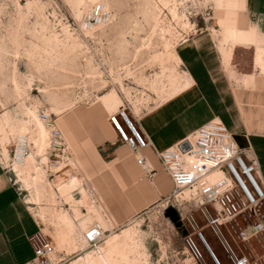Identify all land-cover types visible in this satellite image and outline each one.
Masks as SVG:
<instances>
[{
    "label": "rangeland",
    "instance_id": "obj_1",
    "mask_svg": "<svg viewBox=\"0 0 264 264\" xmlns=\"http://www.w3.org/2000/svg\"><path fill=\"white\" fill-rule=\"evenodd\" d=\"M69 1L71 0H0V152L5 157L12 183L39 223L36 234L40 235L42 242L50 241L55 245L57 254L64 257L63 264H75L77 260L87 258L95 252L97 247L86 243L87 248L79 249L76 253L61 250L55 238L57 225H70L75 229L76 225L79 228L77 233H82L92 223L99 219L103 221L104 217L82 203V188L78 189L76 180L79 178L87 186L90 184L66 151H50L49 163L47 152L45 155H37V161L35 159L29 172H25L13 166L15 141L21 130L27 129L31 144L35 147V140L39 138L35 117L40 120L51 115L53 121L58 122L66 113L73 111L77 104L94 100L96 95L101 94L97 103L108 113L115 112L122 104L117 85L105 83L99 79V75L89 77L93 75L88 70L89 66L82 68L81 55L76 57L77 45L66 39L63 32L67 26L74 25L82 9L93 5H77ZM99 1L106 2L116 15L114 22L100 31V35L105 38L112 57L119 60L123 67L126 66L122 75L125 74L130 80L124 82L126 85L123 84V87L129 90L124 89L126 95L122 92L131 102L135 115L140 114L142 106H147L149 102L155 105L162 103L163 97L167 96L155 91L152 86L156 80H163L168 85L172 64H167L168 69L163 74L161 65L154 60V56L164 50L165 43L177 39L183 42L201 30H209L216 40L209 29L214 25L213 19L220 14L230 13L219 7L222 0H176L183 24H189L184 27L182 23L172 20L170 6L165 7V1ZM31 3L34 6L29 8ZM245 3L246 0L243 9L237 13L238 27L242 30L255 29L244 16ZM160 8L163 23L154 33L156 14L160 13ZM44 34L48 37L55 35L57 41H40ZM262 41L260 44L264 46V40ZM148 43H151L150 47L147 46ZM240 47L252 48L255 55L254 47ZM102 53L105 55L101 48L91 51L97 60ZM235 56H240V48L235 50ZM92 62L96 61L92 58ZM178 70L182 77H178L177 87L174 89L177 88L179 92L190 76L182 66ZM15 80L24 88L23 98H19L16 93ZM109 92H115L116 97V104L111 107L99 100ZM57 108L63 110L61 115L54 114ZM59 166H63L60 171L56 170ZM88 193L91 195L89 188ZM37 198L41 199L40 205L33 204ZM164 198L136 214L127 223L111 226L104 234L107 236L105 241L98 245L105 243L110 235L130 229L128 235L133 264H178L177 261L182 260H185L183 264H189L188 255L182 254L183 241L180 233L162 211ZM97 200V209L101 212V207H104L107 214L102 198L98 197ZM204 236L220 262L227 264L225 253L214 236L208 230L204 231ZM230 244L233 248L239 245L246 251L255 249V243L246 244L237 240L236 244L232 241ZM200 247L203 249L201 245ZM203 254L206 263L211 264L206 252Z\"/></svg>",
    "mask_w": 264,
    "mask_h": 264
},
{
    "label": "crops",
    "instance_id": "obj_2",
    "mask_svg": "<svg viewBox=\"0 0 264 264\" xmlns=\"http://www.w3.org/2000/svg\"><path fill=\"white\" fill-rule=\"evenodd\" d=\"M244 16L262 44L264 0H246ZM217 46L209 30L180 44L176 52L192 80L191 87L163 103L149 102L139 115L126 111L129 121L153 145L142 150L155 171L151 178L145 176L109 121V115L121 105L108 113L97 101L79 103L56 120L72 159L102 198L115 225L127 223L171 194L172 182L154 149L161 152L173 147L212 119L220 120L234 137L244 139V147H250L259 162L264 184V73L255 67L254 50L240 47V56L234 52L232 59L239 79H230ZM119 123L123 125L121 120ZM26 205L0 164V264H26L33 257L29 239L38 232L39 223ZM206 243L207 253L218 259Z\"/></svg>",
    "mask_w": 264,
    "mask_h": 264
},
{
    "label": "built area",
    "instance_id": "obj_3",
    "mask_svg": "<svg viewBox=\"0 0 264 264\" xmlns=\"http://www.w3.org/2000/svg\"><path fill=\"white\" fill-rule=\"evenodd\" d=\"M112 20V12L105 8L102 1H98L82 9L74 25H68L66 29L83 43L81 67L95 69L100 80L107 84L112 82L120 90L117 80L124 85L130 80L125 74L122 75L126 66L123 67L119 60L112 57L105 38L100 35V29L107 27ZM185 41H180L179 45ZM97 48L105 53L98 60L91 54ZM92 58L96 62L93 63ZM119 92L121 107L109 115V121L137 164L143 168L145 176L151 178L155 171L148 165L142 150L153 148V145L129 121L126 111H132L131 105L124 93ZM96 101L90 99L81 103L90 105ZM50 126L52 138L58 139L54 149L66 151L71 156L55 120L50 122ZM189 137L164 151L154 149L162 170L173 186L171 194L163 200L162 211L174 208L181 229L186 232L185 235L179 232L183 241L182 254L188 255L189 264H207L203 254L206 251L211 264H222L213 254L207 253L204 231L208 230L223 249L227 264H264V184L255 154L250 147H240L218 119L210 120ZM28 152L27 141L20 146L15 143L12 159L20 161ZM0 164L3 166L1 159ZM89 188L91 195H96L90 185ZM183 190L189 191L187 199L181 196ZM104 234L101 224L95 222L85 233V240L95 246L103 240ZM29 240L33 257L26 264H63L64 257L57 254L52 242H42L37 234ZM237 240L240 243H255V249L246 251L239 245L233 248L230 241L236 244ZM184 261L177 262L183 264Z\"/></svg>",
    "mask_w": 264,
    "mask_h": 264
},
{
    "label": "bare ground",
    "instance_id": "obj_4",
    "mask_svg": "<svg viewBox=\"0 0 264 264\" xmlns=\"http://www.w3.org/2000/svg\"><path fill=\"white\" fill-rule=\"evenodd\" d=\"M98 1L99 0H73V1L71 0L69 2L71 4H77V5H85V4L90 5V4H94ZM161 1L166 2L165 7L170 6L169 7V14L171 15L172 20L175 22H178V23L179 22L182 23V25L185 27L187 25V23L183 24V19L181 18L180 14H179V9H178V5H177L176 0H161ZM103 3H104L105 8L107 10L111 11L113 14V20L109 24V25H111L114 22L116 15L112 10L109 9V6L107 5L106 2L103 1ZM219 3H220L219 7L221 9L228 11L230 13H228V14L224 13L223 15L220 14V15L216 16V18L213 19L214 25L212 26V28H209V29L213 32V35L217 40L219 53H220V56L222 58V62L224 64V68H225L226 72L228 73L230 79L231 78L235 79V80L239 79V78H237V71L232 64V59H233V54H234L235 50L237 48H240V45L241 46L242 45H249V46L255 48V55H254L255 67L260 68L261 71L264 73V46H262L260 44V42L257 38V32L253 29L242 30L238 27L237 13L241 9H243L244 0H222ZM32 5L34 6V3L29 4V8H31ZM86 8H88V7H86ZM161 14H162V9L160 8V13L156 14L157 19H156V27L154 29V33L156 32V30L160 26H162L161 24L163 23V19H162ZM216 27H218L219 29ZM105 29H106V27L101 28L100 30L104 31ZM63 33L65 34V37H66V39H68L69 42L77 45L76 57H77V55H80L82 53V50H83V43L80 42L76 37H73V35L67 29H65V31ZM40 38H41L40 41H42V42L43 41L48 42L50 40L51 41H57V37L55 35L48 37V35L44 34V36L42 35ZM181 38H183V37H181ZM184 40H185V37H184ZM180 41L178 39L174 40V41H168L167 43H165L164 50L161 53H157V55L154 56V60L161 65V69H162L163 74L168 69L167 64H172L170 71H169L170 76H169L168 85L165 84V82L163 80H156L152 83V86L154 87L155 91L160 92L162 94L164 93L167 95L166 97H163L164 100L162 101V103L172 99L173 97H175L180 92L188 90L192 85V80L190 78H188V80L187 79L185 80L186 83L183 85V87L180 89L179 92L177 91V88L174 89L175 87H177L178 77L179 76L182 77L181 72H179V70H178V67H181V60H180V58L176 52V48L179 46ZM150 45H151V43H148L147 46L150 47ZM36 47H39V45H37ZM117 49H118V47H117ZM88 70L91 71V73L93 74V75L89 76V77L92 76L91 78H94L99 74L96 70H94L91 67H88ZM119 85H120V90L125 93L124 89H126V88L123 87V84L120 81H119ZM15 88H16V93L19 96V98H23V95L25 94L24 88L16 80H15ZM126 90H129V89H126ZM114 93L115 92L106 93V94H104V96L99 98V100H103L104 104H106L107 106H110V107L114 106L116 104V97H115ZM99 95H101V94H99ZM99 95H96L97 101H98ZM125 95H126V93H125ZM135 96H137V95H135ZM126 98H127V96H126ZM129 103L131 105V110H133V106H132L130 101H129ZM54 111H55L54 114L59 113L57 115H61L63 113V110L60 108H57ZM40 120H38L35 117L36 127H37V131L39 133V138L35 140V144H36L35 147L31 144V142H32L31 136L28 135L27 129H22L21 132L19 133V136L17 137V139L15 141L17 146H20L22 143L27 141L28 149H29L27 156L24 157L22 160H20V161L13 160V166L16 169H19V170L23 169V171L29 172V167L34 162L37 161L36 156L37 155H45L46 152H47L46 155L48 156V163L50 162V157H49L50 153L49 152L50 151L52 152L53 150H55L54 145H56V143L58 142V139L52 138V131H51L52 128L50 126V122L53 120L52 116L47 115V116L43 117L42 119L40 118ZM46 138H47V140H46ZM62 138H63V136H62ZM23 139H25V140H23ZM4 149L6 152L8 151L6 148H4ZM0 153H1L0 159L3 163V166L8 168L6 166V160H5L3 153L2 152H0ZM35 159H36V161H35ZM59 164L64 165V163H59ZM148 165H149V163H148ZM62 167L63 166H61V167L59 166V168H57L56 170L60 171ZM76 185H77L78 189L82 188V190H81L82 203L85 204L90 209H92L94 212H97L99 215H103L104 220L102 221L101 219H99V221H97V222L101 224V226L103 227L105 232L107 230H109L111 228V226L115 225L114 220H113V218L110 217V215L108 214V211L106 212L107 214H105V212L103 210L104 207H101L102 208L101 212L97 209V206H96L97 204L95 201H98L97 200L98 196L94 195V193H92V195H90L88 193L89 186H87L82 181V179H79V178H77V180H76ZM90 193H91V190H90ZM60 195H62V194H60ZM181 196L183 197V199H187L189 197V191L183 190ZM34 201L35 202H33V204L36 205L38 203L40 205L41 199L37 198V199H34ZM55 213L57 214L56 209H55ZM41 215H42L43 219H45L43 214H41ZM70 218H71V220H73L72 216ZM40 219H41V217H40ZM75 227H76V229L71 228L70 225L66 226L63 224H58L57 225V232L55 233V238L57 240V244L59 245V248L61 250L68 251V253L70 252V254L78 252L79 249L85 250L87 248L86 246L87 245L89 246V244L85 240V233L88 231L89 227L86 228L84 231H82V235H81V232L77 233L79 228L76 225H75ZM129 231H130V229H127V230L123 231L122 233H118V234L116 233V234L110 235L108 237V239L106 240V242L105 243L103 242L104 244L102 243V245H98L99 243L95 244V246L97 247V250L95 252H93L92 254H89L87 256V258L77 260L75 262V264H133V259H132L131 252H130V242H129L130 238L128 235ZM82 236H83V238H82ZM106 237L104 236L102 241H105L104 239H106ZM86 243H87V245H86Z\"/></svg>",
    "mask_w": 264,
    "mask_h": 264
},
{
    "label": "water",
    "instance_id": "obj_5",
    "mask_svg": "<svg viewBox=\"0 0 264 264\" xmlns=\"http://www.w3.org/2000/svg\"><path fill=\"white\" fill-rule=\"evenodd\" d=\"M236 142L239 144L240 147H244L243 145V138L242 137H234ZM164 216L168 218L171 223L174 225L175 229H177L178 232L182 233L183 235L186 234L185 231H182L181 229V223L179 222L178 216L173 208H168L164 211Z\"/></svg>",
    "mask_w": 264,
    "mask_h": 264
}]
</instances>
